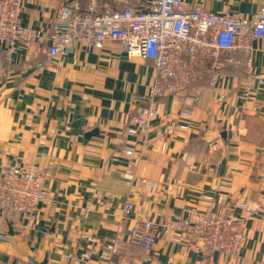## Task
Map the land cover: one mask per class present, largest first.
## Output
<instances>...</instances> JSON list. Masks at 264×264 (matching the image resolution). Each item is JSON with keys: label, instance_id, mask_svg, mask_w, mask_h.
Here are the masks:
<instances>
[{"label": "crops", "instance_id": "crops-1", "mask_svg": "<svg viewBox=\"0 0 264 264\" xmlns=\"http://www.w3.org/2000/svg\"><path fill=\"white\" fill-rule=\"evenodd\" d=\"M63 1L27 0L22 24L47 37ZM262 5L264 0L204 2L211 11L245 16ZM47 45L31 40L4 60L0 72V179L3 168L17 161L52 172L50 199L33 220L14 211L0 214V264L45 258L46 264H74L73 254L100 249L117 233L118 264H264V87L249 98L239 94L248 70L264 73V38L253 43L249 66L243 59L159 98L157 116L138 134L125 127L148 104L156 76L151 61L129 58L109 40L44 65ZM187 106L188 119L179 116ZM127 199L133 207L123 215ZM194 211L242 217L240 255L225 257L194 235L166 230L174 215L192 219ZM144 220L156 230L150 249L127 234Z\"/></svg>", "mask_w": 264, "mask_h": 264}, {"label": "built area", "instance_id": "built-area-1", "mask_svg": "<svg viewBox=\"0 0 264 264\" xmlns=\"http://www.w3.org/2000/svg\"><path fill=\"white\" fill-rule=\"evenodd\" d=\"M26 1L0 0V72L4 60L25 49L31 40L48 43L44 65L76 47L91 51L109 40L116 41L127 57L151 61L156 72L146 95L147 106L125 127L130 134H138L157 116V100L162 96L175 94L204 77H215L225 67L240 65L243 59L249 66L253 43L264 38V5L245 16L211 11L204 7L205 0H140L133 4L114 0L120 7L105 0H64L44 37L40 30L22 24ZM259 87H264V73L248 70L239 94L249 98ZM190 108L182 109L179 116L188 119ZM51 173L22 161L5 166L0 179V214L14 211L33 220L40 204L50 199L46 188ZM132 207L131 200H125L123 215ZM165 227L194 235L208 250L229 258L240 255L245 239L244 220L234 214L194 211L192 219L174 215ZM155 232L153 222L144 220L134 223L127 234L130 242L150 249L156 241ZM81 238L95 242L90 235ZM121 241L117 233L100 249L87 247L71 260L74 264H118L115 254Z\"/></svg>", "mask_w": 264, "mask_h": 264}, {"label": "trees", "instance_id": "trees-1", "mask_svg": "<svg viewBox=\"0 0 264 264\" xmlns=\"http://www.w3.org/2000/svg\"><path fill=\"white\" fill-rule=\"evenodd\" d=\"M108 2H109L110 4H113V5H114L113 0H109ZM115 6H116V7H120V6H122V5H120V4H116V3H115ZM234 67H235V66H234Z\"/></svg>", "mask_w": 264, "mask_h": 264}, {"label": "water", "instance_id": "water-1", "mask_svg": "<svg viewBox=\"0 0 264 264\" xmlns=\"http://www.w3.org/2000/svg\"><path fill=\"white\" fill-rule=\"evenodd\" d=\"M34 264H46V258L43 259V261H41L40 263L35 262Z\"/></svg>", "mask_w": 264, "mask_h": 264}]
</instances>
